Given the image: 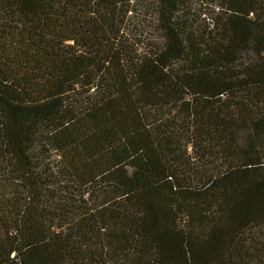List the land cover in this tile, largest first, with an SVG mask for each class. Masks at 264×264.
Segmentation results:
<instances>
[{
	"label": "trees",
	"instance_id": "trees-1",
	"mask_svg": "<svg viewBox=\"0 0 264 264\" xmlns=\"http://www.w3.org/2000/svg\"><path fill=\"white\" fill-rule=\"evenodd\" d=\"M263 137L264 0H0V264H264Z\"/></svg>",
	"mask_w": 264,
	"mask_h": 264
},
{
	"label": "rangeland",
	"instance_id": "rangeland-1",
	"mask_svg": "<svg viewBox=\"0 0 264 264\" xmlns=\"http://www.w3.org/2000/svg\"><path fill=\"white\" fill-rule=\"evenodd\" d=\"M129 21H131V23L133 22V21H136L137 23L139 22V17L138 16H132L131 18H130V20ZM130 23V26L128 27L129 29H131L132 31H133V27H132V24ZM142 23L143 22H141V25H142ZM145 29V28H144ZM143 29V30H144ZM143 30H139L138 32H142ZM141 35H142V37L145 35V36H147L148 34H145V32H143V33H141ZM151 35V34H150ZM261 143H262V147H263V150H264V137L261 139Z\"/></svg>",
	"mask_w": 264,
	"mask_h": 264
}]
</instances>
